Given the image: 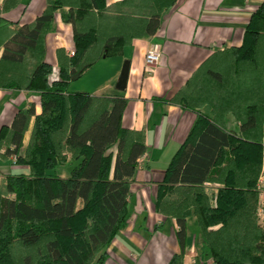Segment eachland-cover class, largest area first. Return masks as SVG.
Returning a JSON list of instances; mask_svg holds the SVG:
<instances>
[{"label": "trees", "instance_id": "trees-1", "mask_svg": "<svg viewBox=\"0 0 264 264\" xmlns=\"http://www.w3.org/2000/svg\"><path fill=\"white\" fill-rule=\"evenodd\" d=\"M20 1L5 0L3 11ZM178 1L47 0L32 24L11 31L2 44L0 89L40 94L42 112L32 104L0 131V157L28 169L0 181V264L105 263L127 225L131 185L148 147L143 131L122 125L124 96L69 87L134 40L154 36ZM64 8L73 11L62 17L74 22L75 54L58 50L59 78L50 82L45 37ZM9 26L2 22L0 29ZM170 102L198 116L155 202L179 228V252L169 264H186L190 216L198 250L191 264L205 255L215 264H264V4L252 13L241 46L215 52ZM230 115L238 134L227 127ZM68 167L63 178L59 169Z\"/></svg>", "mask_w": 264, "mask_h": 264}, {"label": "crops", "instance_id": "crops-1", "mask_svg": "<svg viewBox=\"0 0 264 264\" xmlns=\"http://www.w3.org/2000/svg\"><path fill=\"white\" fill-rule=\"evenodd\" d=\"M120 1L106 0V3L110 6ZM4 2L0 0V25L6 22L10 26L0 29V58L2 44L10 37L11 31L25 30L47 6V0H21L4 12ZM262 4L264 0H179L165 14L154 36L134 40L120 54L101 60L70 85L71 92L124 96L128 104L122 125L129 130L143 131L148 147L147 153L139 160L131 185L127 225L109 246L104 264H169L179 252L176 220L158 213L155 202L165 171L188 138L198 113L170 101L215 52L241 46L250 17ZM72 13L69 8L58 10L56 29L45 37L46 61L53 69L50 82L59 78L58 50L62 49L68 55L75 51L74 22H65L62 17ZM153 45L160 47L161 60L156 67L148 68L145 57ZM125 64H128V79L121 88L120 77ZM32 104L36 114H41L40 94L0 89V131L3 127H11L18 111L26 110ZM34 122L35 117H32L24 145L30 140ZM226 122L229 131L238 134L239 124L234 117L228 116ZM69 169L60 168V175L66 178ZM27 172L26 167L16 165L13 159L0 157V181L8 175ZM260 187V204L264 209V178ZM262 219L264 222V216ZM187 229L184 262L191 264L198 256L195 217H188ZM200 262L215 264L209 255L201 256Z\"/></svg>", "mask_w": 264, "mask_h": 264}, {"label": "built area", "instance_id": "built-area-1", "mask_svg": "<svg viewBox=\"0 0 264 264\" xmlns=\"http://www.w3.org/2000/svg\"><path fill=\"white\" fill-rule=\"evenodd\" d=\"M75 53L74 51L71 52L69 55L73 56ZM161 60V49L158 45H153L149 48V50L146 53L145 57V64L148 68H154L156 67ZM15 161V158L13 159ZM264 178V160H263V169H262V175L259 181V185L262 182V179Z\"/></svg>", "mask_w": 264, "mask_h": 264}, {"label": "water", "instance_id": "water-1", "mask_svg": "<svg viewBox=\"0 0 264 264\" xmlns=\"http://www.w3.org/2000/svg\"><path fill=\"white\" fill-rule=\"evenodd\" d=\"M128 64H125V66L123 67L122 73H121V77H120V82H121V88H124V86L126 85L127 79H128Z\"/></svg>", "mask_w": 264, "mask_h": 264}, {"label": "rangeland", "instance_id": "rangeland-1", "mask_svg": "<svg viewBox=\"0 0 264 264\" xmlns=\"http://www.w3.org/2000/svg\"><path fill=\"white\" fill-rule=\"evenodd\" d=\"M262 219V218H261ZM261 222H263V219L261 220Z\"/></svg>", "mask_w": 264, "mask_h": 264}]
</instances>
